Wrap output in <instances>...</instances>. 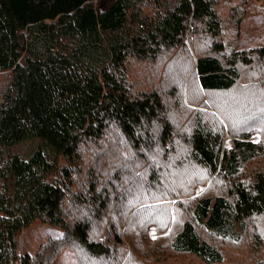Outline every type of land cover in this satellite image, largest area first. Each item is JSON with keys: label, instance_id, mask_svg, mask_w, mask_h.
I'll return each mask as SVG.
<instances>
[{"label": "trees", "instance_id": "16d2710c", "mask_svg": "<svg viewBox=\"0 0 264 264\" xmlns=\"http://www.w3.org/2000/svg\"><path fill=\"white\" fill-rule=\"evenodd\" d=\"M103 1L0 0V264L63 248L77 264H225L245 240L264 264V17L247 10L264 0ZM178 50L194 56L185 102L182 80L138 89L132 64ZM242 90L245 130L212 100ZM38 222L61 233L21 253Z\"/></svg>", "mask_w": 264, "mask_h": 264}, {"label": "rangeland", "instance_id": "374dc122", "mask_svg": "<svg viewBox=\"0 0 264 264\" xmlns=\"http://www.w3.org/2000/svg\"><path fill=\"white\" fill-rule=\"evenodd\" d=\"M112 0H104L103 1V7L108 6ZM248 10V16L249 21L253 23L259 22V18L264 17V5L260 3H255L251 5V7ZM223 15L226 17L225 12H223ZM263 16V17H262ZM264 20V18H263ZM197 48L202 51V49H205L203 46L197 45ZM189 51V50H188ZM186 52V53H185ZM194 59V56L191 53H187V51L178 50L177 52H173L171 55H166L161 57L155 64H150L147 68L141 67V65H135L132 64L131 67V76L133 83L138 87V89L141 88H149L152 85L154 86H164V89L168 93V96H170L176 88H180V81L183 83V100L186 101L184 95L187 94L188 96H191L192 94L188 93V89L186 83L188 79L191 77V62ZM2 75H0V86L2 84ZM186 85V86H185ZM174 90V91H173ZM242 91H238L231 95L230 97H215L212 98L215 102L222 103H228L232 109H230V115H234L236 118L239 117L238 111L240 108V102H242ZM164 98V104L166 108L171 110L172 103L169 105L170 98L162 95ZM243 106V105H242ZM194 109H200L201 107L194 106ZM225 111H228V109H225ZM169 112V111H168ZM258 116L255 119V122L258 124H261V130L264 128V112L261 110H258ZM227 113V112H226ZM169 117L171 120L175 119V116L169 112ZM243 120V119H242ZM237 125L239 126V129H248L250 128L249 125H246L245 123L241 122V119L238 121ZM242 123V124H241ZM236 125V126H237ZM238 128V127H237ZM264 134V133H263ZM263 134L260 136L259 134H253L250 138L252 142H259L261 138L263 139ZM231 139L229 135L224 136V142H228ZM36 142L34 140L27 141L21 145L18 146L17 152L21 155H28L35 146ZM113 154V153H112ZM115 153L111 155L109 158L110 160L112 158H115ZM117 158V157H116ZM108 160V159H107ZM105 161V163L107 162ZM108 160V161H110ZM113 164L114 162L111 161L109 164ZM119 163H122V160L119 159ZM184 177H187L185 173H182L179 175L178 178L183 179ZM85 178L81 179V182H83ZM201 192L200 188H195L193 196L189 198L196 197ZM183 200V199H182ZM174 203V201H172ZM61 233V230L58 227H51L43 225L42 223H34L29 228L25 229L19 236H18V246L20 252H27L29 254L36 255L39 252V248L42 244H44L50 237H56ZM154 234L153 232L150 233L149 238H153ZM250 240H245L244 243L240 244L237 247L222 246V251L225 255V264H253L255 261L256 253L255 250L250 247ZM189 261L186 262H176L173 261L172 264H188ZM50 264H77L75 257L71 250L67 248H63L60 253H58L57 256L53 258L52 263Z\"/></svg>", "mask_w": 264, "mask_h": 264}, {"label": "snow or ice", "instance_id": "6c2138e0", "mask_svg": "<svg viewBox=\"0 0 264 264\" xmlns=\"http://www.w3.org/2000/svg\"><path fill=\"white\" fill-rule=\"evenodd\" d=\"M155 238V237H154Z\"/></svg>", "mask_w": 264, "mask_h": 264}]
</instances>
